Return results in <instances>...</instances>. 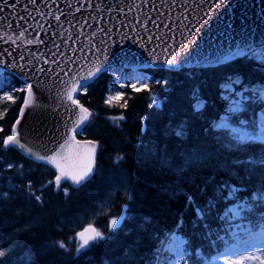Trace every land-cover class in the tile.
<instances>
[{
  "label": "trees",
  "instance_id": "obj_1",
  "mask_svg": "<svg viewBox=\"0 0 264 264\" xmlns=\"http://www.w3.org/2000/svg\"><path fill=\"white\" fill-rule=\"evenodd\" d=\"M152 71L149 89L125 87L111 103L110 73L81 95L95 113L81 134L100 148L94 177L79 188H57L46 163L0 144V264H168L173 234L187 241L186 264H224L225 254L213 259L218 252L244 254L241 241L256 243L264 231V143L237 146L214 123L227 114L257 130L263 102L252 88L264 83V63L243 52L214 66ZM238 92L243 107L233 111ZM24 94L0 97V141L12 134ZM118 184L130 194L120 223L77 254L81 226L71 219ZM110 219L101 215L97 224Z\"/></svg>",
  "mask_w": 264,
  "mask_h": 264
},
{
  "label": "water",
  "instance_id": "obj_2",
  "mask_svg": "<svg viewBox=\"0 0 264 264\" xmlns=\"http://www.w3.org/2000/svg\"><path fill=\"white\" fill-rule=\"evenodd\" d=\"M257 46H264V0H0V67L32 87L14 123L21 143L73 169L96 146L88 177L59 185L80 186L95 169L98 141L76 134L91 110L66 96L89 70L103 64L87 83L114 66L215 64ZM80 106L89 114L82 123Z\"/></svg>",
  "mask_w": 264,
  "mask_h": 264
},
{
  "label": "snow or ice",
  "instance_id": "obj_3",
  "mask_svg": "<svg viewBox=\"0 0 264 264\" xmlns=\"http://www.w3.org/2000/svg\"><path fill=\"white\" fill-rule=\"evenodd\" d=\"M57 19H59V17H57ZM19 35L21 38L24 37L23 32H21ZM14 42L15 41H13V43ZM31 42L32 41H29V43H31ZM169 62L175 63V61H169ZM102 68H103V64L96 67L95 71L89 70L88 76L81 77L80 79L85 82L83 85H81L79 81H75L72 85V89L70 91L66 92L67 99L69 101H71L73 104H78L79 103L78 100H75L73 97V92H75L76 90L87 89V87H88L87 81L91 80L93 78V76L96 75V73H98L102 70ZM41 71H43V69H41ZM133 87L135 88V85H133ZM27 92H28V96L31 97L32 96L31 85H28ZM6 98L8 100L13 99L12 96H10V95L7 96ZM110 99H112V98H110ZM23 103H24V106L27 107L29 104V100L25 99L23 101ZM21 111L23 112V110H21ZM80 113H82V115L80 116V123H82L83 120L87 119V116L89 114H88V110L86 108H83V106H80ZM119 119H123V117H119ZM79 126H80V124L77 123L76 127H79ZM0 131H2V129H0ZM72 131L75 132V128H73ZM240 139L242 142H247L250 140H259L260 142L264 143V133L253 134V133L245 132ZM0 144H3L4 147L14 145V146L18 147L19 149L25 151L26 154L34 156L38 160L47 159L50 163L55 164L56 168L60 169V173H61L60 176L56 177L55 183L57 186H59L61 178L70 179L71 181H73V183L79 184L86 177H88V175L92 171V166H93V162H94V153H95V147H96L93 144L91 146V148L89 149V154L87 156L86 163H83L78 168L73 169L72 166L62 165L60 163H57L55 157H45L44 155H39L38 153H34L32 151V149L30 147H28L25 143H21V141L19 139V133L16 132L15 130H13L11 135L7 136L6 140L0 141ZM57 155H60V154L58 153ZM262 163H264V161H262ZM9 167H11V165H9ZM50 183H51V181H50ZM4 195L7 196V193H5ZM262 198H264V197H262ZM35 199L37 201H39L41 199V197L36 196ZM120 219L121 218L113 219L111 221L112 226L116 227L120 223ZM86 233H90V234H86ZM78 235L80 238V244L76 250L77 254H79L80 250L87 248L90 245V243L97 241V240L104 239L103 234L101 232L97 231L94 227H89V228L85 229L84 231L78 233ZM172 238L174 240L179 239L178 237L175 236V234H173ZM186 244H187L186 240H180L179 244H177L175 246H171L168 249H166V251L169 253V255L166 257V259L168 260V264H183V257L188 255L187 248L184 246ZM260 244L264 245V240H261ZM59 246L61 248L65 247V245L62 243ZM253 246L255 247L256 245L254 244ZM260 250L262 252H264V246H262L260 248ZM229 251H230V249L225 248L222 252H218L217 257H214L213 259H218L219 255L227 254ZM0 254H2V253H0ZM250 260L257 261L258 264H264V256H258L255 254L247 255V256H240L235 261H227L226 264H246V262L250 261Z\"/></svg>",
  "mask_w": 264,
  "mask_h": 264
},
{
  "label": "rangeland",
  "instance_id": "obj_4",
  "mask_svg": "<svg viewBox=\"0 0 264 264\" xmlns=\"http://www.w3.org/2000/svg\"><path fill=\"white\" fill-rule=\"evenodd\" d=\"M255 56L263 59L264 60V48L262 49H258L255 50ZM116 75V71L114 72ZM118 73V72H117ZM136 74L137 77H140V80L137 81L136 85H139V87H143L148 83V77L147 74H149L148 71H137L134 72ZM131 75V74H130ZM130 75H126L125 77H123V75L116 77L118 79V82L120 84H125L127 82H130ZM144 75V76H143ZM8 77L9 75H6L5 73H0V85L1 87H3V85L8 81ZM135 85V84H133ZM135 85V86H136ZM17 86V87H16ZM16 86L13 87L11 92H8V90H3L2 93L3 94H9V95H13V93H15V91H20L21 89L25 88L26 83H19ZM0 87V88H1ZM120 93L119 89H115L114 92H111L109 94V98L115 97ZM237 131H240L241 134L243 135L245 132L243 130H241V128H237ZM260 133H264V115L261 121V130ZM125 184L122 185L121 187V193L122 195H118L117 191L120 190L119 187H117L116 189H113L111 192H109L107 194V196L100 201H94L93 203H91V207L89 206V209H91L89 212L87 211L86 213H81V214H77L76 216H74L71 219L72 225L73 226H81L79 228V230L89 224H95V222L99 219V217L101 215H108L109 217L113 218V219H117L118 216L120 214H122V210L125 206L124 201L125 199H127L126 197V186H124ZM123 198V199H122ZM111 220V219H110ZM107 221L102 222V225L98 226V231L101 232L102 234H104L102 232V228H106L108 226ZM178 244V242H177ZM264 246V245H259L256 249V252L258 254V256H264V252H262L260 250V248ZM258 264V263H257Z\"/></svg>",
  "mask_w": 264,
  "mask_h": 264
}]
</instances>
